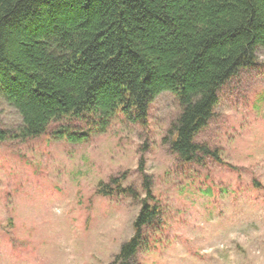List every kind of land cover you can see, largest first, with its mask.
Wrapping results in <instances>:
<instances>
[{"label": "trees", "instance_id": "obj_1", "mask_svg": "<svg viewBox=\"0 0 264 264\" xmlns=\"http://www.w3.org/2000/svg\"><path fill=\"white\" fill-rule=\"evenodd\" d=\"M259 48L264 0H0V98L20 116L17 128H0V143H88L91 127L105 132L118 114L147 130L152 103L172 93L180 112L164 145L181 163L224 165L197 139L221 89L256 64ZM138 172L144 197L125 173L96 187L140 206L112 264H138L148 230L162 223L143 154Z\"/></svg>", "mask_w": 264, "mask_h": 264}, {"label": "rangeland", "instance_id": "obj_2", "mask_svg": "<svg viewBox=\"0 0 264 264\" xmlns=\"http://www.w3.org/2000/svg\"><path fill=\"white\" fill-rule=\"evenodd\" d=\"M179 112L176 97L163 93L147 130L118 114L105 132L91 127L88 143L49 135L0 143V264H112L140 206L96 187L125 173L124 185L144 197L141 154L163 219L148 230L138 264H264V48L221 89L198 136L221 151L224 165H188L170 153L163 139ZM18 125L0 98V128Z\"/></svg>", "mask_w": 264, "mask_h": 264}]
</instances>
